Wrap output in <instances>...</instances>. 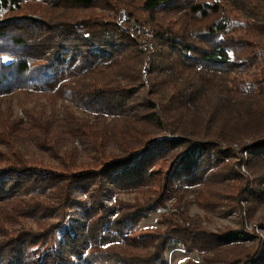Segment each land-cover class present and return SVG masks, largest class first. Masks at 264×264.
<instances>
[{
    "label": "trees",
    "instance_id": "trees-1",
    "mask_svg": "<svg viewBox=\"0 0 264 264\" xmlns=\"http://www.w3.org/2000/svg\"><path fill=\"white\" fill-rule=\"evenodd\" d=\"M173 240L264 264V0H0V264Z\"/></svg>",
    "mask_w": 264,
    "mask_h": 264
},
{
    "label": "rangeland",
    "instance_id": "rangeland-1",
    "mask_svg": "<svg viewBox=\"0 0 264 264\" xmlns=\"http://www.w3.org/2000/svg\"><path fill=\"white\" fill-rule=\"evenodd\" d=\"M242 156H245L246 153H241ZM243 170H245L244 168H242ZM127 197V196H124ZM106 203H110L111 200L109 199H105L104 200ZM189 213H199L203 216L206 224L210 227L213 228L216 225H220V224H227L231 222V218L229 216H215L214 214H205L203 211L199 210L197 207H195L194 204H190L189 205ZM157 218H158V213H150L148 214V216L142 220L139 221L138 223V230L139 229H143V228H153L158 226L157 225ZM251 228L250 226H248V229ZM257 232H260L259 229H256ZM110 239H115L114 236L112 237H107V238H103V241H108ZM166 258L168 261V264H184V262L186 261V259L188 257L191 258H197L196 254H189V253H185L182 246L176 242V241H171L166 249Z\"/></svg>",
    "mask_w": 264,
    "mask_h": 264
}]
</instances>
